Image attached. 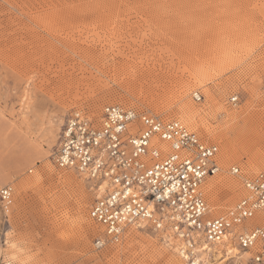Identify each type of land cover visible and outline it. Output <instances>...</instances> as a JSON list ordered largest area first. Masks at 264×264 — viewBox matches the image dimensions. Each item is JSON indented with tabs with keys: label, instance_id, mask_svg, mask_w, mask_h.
I'll list each match as a JSON object with an SVG mask.
<instances>
[{
	"label": "rangeland",
	"instance_id": "rangeland-1",
	"mask_svg": "<svg viewBox=\"0 0 264 264\" xmlns=\"http://www.w3.org/2000/svg\"><path fill=\"white\" fill-rule=\"evenodd\" d=\"M146 66L161 71L156 102L144 98L155 86L149 79L136 81L138 97L128 92ZM262 83L264 0H0V188L13 190L7 217L0 204V264L28 256L30 264H183L147 227L93 250L101 229L88 218L91 183L51 160L65 118L76 109L97 117L117 104L182 122L218 148L220 171L203 186L216 217L242 198L243 179L264 171V154L235 144L246 133L264 144ZM183 103L199 114L187 119ZM218 132L233 142V160H224ZM240 252L204 264H249Z\"/></svg>",
	"mask_w": 264,
	"mask_h": 264
},
{
	"label": "built area",
	"instance_id": "built-area-1",
	"mask_svg": "<svg viewBox=\"0 0 264 264\" xmlns=\"http://www.w3.org/2000/svg\"><path fill=\"white\" fill-rule=\"evenodd\" d=\"M260 93L264 98V83ZM192 99L198 103L202 97L194 92ZM237 102V96L229 98L231 105ZM217 155L215 145L176 120L163 122L113 104L98 118L71 111L51 160L56 169L74 172L95 188L88 218L101 236L92 242L94 251L118 243L129 228L147 227L161 233L183 264H204L214 257L208 250L226 239L250 254L249 264H264V216L246 225L264 213V171L243 179L242 198L225 214L210 217L203 186L220 171ZM229 172L240 174L236 166ZM12 198L11 186L0 188L5 217Z\"/></svg>",
	"mask_w": 264,
	"mask_h": 264
},
{
	"label": "bare ground",
	"instance_id": "bare-ground-1",
	"mask_svg": "<svg viewBox=\"0 0 264 264\" xmlns=\"http://www.w3.org/2000/svg\"><path fill=\"white\" fill-rule=\"evenodd\" d=\"M205 56V55H204ZM203 60V59H202ZM218 64V63H217ZM148 66H146V68L145 69H142V71H140L141 72V74H140V77L139 78H136V80H132V81H126L128 84H129V86H128V84H127V86L129 87V90H128V92H129V94H131L132 96H137L138 97V95L140 94H138L137 95V83H139L138 85H143V84H146L145 83V81H147L148 79L150 80V84L148 83V85L150 86L151 84H155V83H157L158 82V80H159V78H160V75H161V71L160 72H158V73H155V72H157V70H156V68H155V66H152L151 68H147ZM60 76H62V74L60 73ZM87 78V77H86ZM131 78V77H130ZM129 78V79H130ZM85 79V78H84ZM161 79V78H160ZM165 79V78H164ZM148 80V81H149ZM136 81H137V83H136ZM159 83V82H158ZM144 86V85H143ZM157 86H159V85H156L155 84V86H152L151 85V87L150 88H148L149 90L147 91H145V92H143L145 95H146V97H144V98H149L150 97V101H154V102H156V94H154V92H153V89H155L154 87H157ZM261 87V86H260ZM141 88V87H140ZM142 89H144V88H142ZM141 89V90H142ZM185 90V89H184ZM181 91L180 92V96L179 97H182V95H183V93L185 92V91ZM197 93H199V92H197ZM207 93V96H208V99L210 100V101H214L213 99H212V95H211V93H210V91H209V93L208 92H206ZM193 94V93H192ZM200 94V93H199ZM143 95V94H142ZM144 95V96H145ZM185 95V94H184ZM201 95V94H200ZM149 96V97H148ZM207 96H206V98H207ZM262 96V95H261ZM136 97V98H137ZM185 97V96H184ZM201 97H202V95H201ZM263 97V96H262ZM142 98V97H141ZM183 98V97H182ZM214 98V97H213ZM207 99V100H208ZM264 99V98H263ZM144 100V99H143ZM147 100V99H146ZM182 100V99H181ZM193 100V99H192ZM202 100H203V97H202ZM201 100V101H202ZM149 101V100H148ZM200 101V102H201ZM200 102H198V103H200ZM217 102V101H216ZM196 103V102H195ZM211 103V102H210ZM213 104V103H212ZM216 104V103H215ZM219 104V103H218ZM114 105H117V104H114ZM209 105V104H208ZM120 106V105H119ZM122 107V106H121ZM213 107V106H212ZM123 108H125V107H123ZM221 109V108H220ZM76 110H80V111H83V110H81V109H76ZM181 114H183V115H185L186 117H187V119L188 118H191V117H194L195 115H197V114H199V110H197V109H194L191 105H189L188 103H183V104H181V106H180V108H179V110H178ZM101 113V112H100ZM100 113H99V115H100ZM146 114V113H145ZM231 114V113H230ZM234 114V113H233ZM99 115L96 117H94V116H90V117H93V118H98L99 117ZM150 115V114H149ZM182 115V116H183ZM153 116V115H152ZM233 119V118H232ZM231 119V120H232ZM161 120V119H160ZM161 121H163V122H167V121H164V120H161ZM170 121H173V120H170ZM176 121H178V120H176ZM186 121V120H185ZM178 122H180V121H178ZM183 126H185L188 130H190L186 125H184L182 122H180ZM191 124V123H190ZM191 131V130H190ZM253 132V131H252ZM223 133V132H222ZM221 132L219 133L218 132V134L217 133H214V134H212V137L216 140V139H218V140H220L221 142H223L224 143V148H225V154L223 155L224 156V160H229V159H231V160H233V156L235 155H233V142H229V140L227 141V139L225 138L226 136L224 135V134H222ZM249 134H242V135H239L238 137H237V139L235 140V144H237V145H240L242 148H246V149H248L250 152L252 151V150H254V149H256L257 151H256V154L259 156H262L263 154H264V144H263V142H262V140H259V139H257V138H259V137H255L253 140H252V138L250 137L251 135H249ZM206 144V143H205ZM208 145V144H207ZM223 148V147H222ZM258 148V149H257ZM223 150V149H222ZM224 151V150H223ZM234 153H235V151H234ZM222 156V155H221ZM217 157H218V155H217ZM235 158V157H234ZM237 158V157H236ZM223 162V161H222ZM241 170V169H240ZM259 173V172H258ZM257 174V173H256ZM242 176V175H241ZM253 176V175H252ZM251 177V176H250ZM83 178V177H82ZM244 178V177H243ZM247 178V177H246ZM84 179V178H83ZM225 181V180H224ZM89 182V181H88ZM90 183V182H89ZM221 184V183H220ZM242 184V183H241ZM226 185H228V189H230V190H234V188H235V186L233 185V183L232 184H226ZM92 186V185H91ZM225 186V185H224ZM104 188V185L103 186H101V188H100V191H102V189ZM227 188V187H226ZM227 189V190H228ZM91 190H95V188L94 187H91ZM94 193H96V192H94ZM93 196V195H92ZM208 215H209V213H207ZM210 216V215H209ZM263 216H264V213H258L255 217H254V219H252V220H250V221H247L246 222V225L247 224H249V223H258V222H260V221H262V218H263ZM210 217H212V216H210ZM96 225V224H95ZM98 227V226H97ZM88 230V228L87 227H84V231L86 232ZM174 245V242L172 243V246ZM169 246V245H168ZM166 248V247H165ZM172 248V247H171ZM2 251V250H1ZM223 251H225L226 253H227V255H229V253H232L233 254V256H235V257H238L237 255L239 254V253H241L239 250H237L235 247H234V244H233V242L231 241V240H229V239H226L225 241H224V243L223 244H219L218 245V247H215V248H211V249H209L208 250V253L210 254L211 253V255H213L214 257H216V258H220L221 256H223V255H221L222 253H223ZM239 252V253H238ZM208 255V254H207ZM240 258V256L237 258V259H239Z\"/></svg>",
	"mask_w": 264,
	"mask_h": 264
},
{
	"label": "clouds",
	"instance_id": "clouds-1",
	"mask_svg": "<svg viewBox=\"0 0 264 264\" xmlns=\"http://www.w3.org/2000/svg\"><path fill=\"white\" fill-rule=\"evenodd\" d=\"M33 260L32 256H28L26 260L22 261V264H30V262Z\"/></svg>",
	"mask_w": 264,
	"mask_h": 264
}]
</instances>
